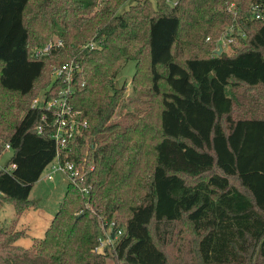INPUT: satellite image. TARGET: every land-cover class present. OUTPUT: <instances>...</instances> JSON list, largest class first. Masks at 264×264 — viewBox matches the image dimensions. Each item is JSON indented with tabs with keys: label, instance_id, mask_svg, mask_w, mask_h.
I'll return each instance as SVG.
<instances>
[{
	"label": "trees",
	"instance_id": "obj_1",
	"mask_svg": "<svg viewBox=\"0 0 264 264\" xmlns=\"http://www.w3.org/2000/svg\"><path fill=\"white\" fill-rule=\"evenodd\" d=\"M126 1L0 0V154L6 144L12 152L0 201L16 214L33 205L55 144L37 131L32 99L55 95L51 72L71 60L84 84L70 103L87 125L68 158L89 189L66 182L32 247L16 243L22 230L0 227V264H264V200L238 163L264 136V19L250 11L264 0H135L119 11ZM228 26L232 53L217 54ZM54 37L63 45L32 54ZM130 60L145 96L133 108L116 81ZM110 222L121 234L97 251Z\"/></svg>",
	"mask_w": 264,
	"mask_h": 264
},
{
	"label": "rangeland",
	"instance_id": "obj_2",
	"mask_svg": "<svg viewBox=\"0 0 264 264\" xmlns=\"http://www.w3.org/2000/svg\"><path fill=\"white\" fill-rule=\"evenodd\" d=\"M150 1L153 2V0ZM172 1L174 0H168L169 3ZM134 2L135 0H127L119 11L126 9ZM231 34L232 29L229 30L226 28L223 35L220 37L221 40L218 42V44L222 45L223 50L227 54L232 53V47L229 43L227 45L226 42L228 38H232L230 36ZM134 68L135 61L130 60L119 70L116 77L118 86L122 84L125 85L124 96L127 100L126 102L130 103L129 106L131 108H133V106H143V101L145 100V96L142 94L141 89H134L131 85ZM237 139L238 134L232 137V147L237 144ZM216 146L221 149L222 143L216 141ZM249 150L250 155L244 154L240 155V158H238L240 171L244 179L257 193L259 200L262 201L264 200V167H262L264 160L258 158L264 157V136L253 140V143L249 146ZM11 153V150L4 149L0 154V168L7 162ZM49 171H51V169L49 166H46L38 180L33 184L29 194V200L33 205L26 208L21 214H16L13 205L9 202L0 201V227L22 230L24 235L19 238L16 243L24 247H32L33 244L43 238L44 231L57 211L66 190L67 183L65 182V175L61 172H55L52 173V179H48L46 175ZM107 247L109 248L108 245L106 248ZM106 263L116 264L114 259L111 258H107Z\"/></svg>",
	"mask_w": 264,
	"mask_h": 264
},
{
	"label": "built area",
	"instance_id": "obj_3",
	"mask_svg": "<svg viewBox=\"0 0 264 264\" xmlns=\"http://www.w3.org/2000/svg\"><path fill=\"white\" fill-rule=\"evenodd\" d=\"M251 17L254 19H264V4L253 3L250 6ZM229 30L232 26L227 27ZM240 34V31L238 32ZM244 35V34H243ZM226 40L228 43H235V38ZM206 39H209L207 37ZM221 39H218L219 42ZM63 45L62 40L54 37L51 41L42 47H36L32 50L34 56H43L48 54L52 48L60 47ZM95 45L92 41L86 42L82 47L92 48ZM222 45L218 44L217 49ZM51 77L54 81L61 84L55 95L49 96L45 90L32 100L31 107L41 110L40 123L37 126L38 132L47 131L48 135L52 138L55 144V156L53 160L47 165L51 169L46 175L48 179H52V173L61 172L65 175L66 182L73 185L80 186L83 180V168L74 163L68 158L70 151L69 142L80 132V129L87 125L85 118L81 117V111L75 108L70 103V97L75 93L78 87L84 84V76L82 66L78 61H69L55 67L51 72ZM9 145H5L8 149ZM79 190L84 196L89 192L88 187L80 186ZM106 225V221L103 222ZM113 222L103 227L102 234L98 237V244L95 248L97 251L106 249L118 235L121 230L117 232L112 231ZM113 234V237H111ZM107 244V245H106ZM108 248V247H107Z\"/></svg>",
	"mask_w": 264,
	"mask_h": 264
},
{
	"label": "water",
	"instance_id": "obj_4",
	"mask_svg": "<svg viewBox=\"0 0 264 264\" xmlns=\"http://www.w3.org/2000/svg\"><path fill=\"white\" fill-rule=\"evenodd\" d=\"M221 50H222V48H221V46H219V48L217 49L216 53H217V54H220ZM111 237H113V234H112Z\"/></svg>",
	"mask_w": 264,
	"mask_h": 264
},
{
	"label": "crops",
	"instance_id": "obj_5",
	"mask_svg": "<svg viewBox=\"0 0 264 264\" xmlns=\"http://www.w3.org/2000/svg\"><path fill=\"white\" fill-rule=\"evenodd\" d=\"M7 150H10V149L8 148ZM65 182H66V180H65Z\"/></svg>",
	"mask_w": 264,
	"mask_h": 264
}]
</instances>
